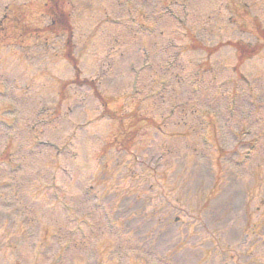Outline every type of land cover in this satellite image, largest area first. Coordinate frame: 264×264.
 Instances as JSON below:
<instances>
[{"label":"rangeland","instance_id":"374dc122","mask_svg":"<svg viewBox=\"0 0 264 264\" xmlns=\"http://www.w3.org/2000/svg\"><path fill=\"white\" fill-rule=\"evenodd\" d=\"M60 1L0 0V264H264V0Z\"/></svg>","mask_w":264,"mask_h":264}]
</instances>
